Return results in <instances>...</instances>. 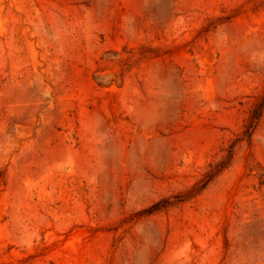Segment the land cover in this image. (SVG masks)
I'll list each match as a JSON object with an SVG mask.
<instances>
[{"label":"rangeland","instance_id":"374dc122","mask_svg":"<svg viewBox=\"0 0 264 264\" xmlns=\"http://www.w3.org/2000/svg\"><path fill=\"white\" fill-rule=\"evenodd\" d=\"M263 95L264 0H0V264H264Z\"/></svg>","mask_w":264,"mask_h":264},{"label":"trees","instance_id":"16d2710c","mask_svg":"<svg viewBox=\"0 0 264 264\" xmlns=\"http://www.w3.org/2000/svg\"><path fill=\"white\" fill-rule=\"evenodd\" d=\"M263 108H264V95L262 97V100L256 103V105L252 109L248 117V120L245 124V128L243 130L241 137L237 140H234L231 143L228 149V153L220 161L210 164V169L207 171L204 178L201 180L202 182L197 183L194 186V188L192 189V193L198 192L200 189H202V187L207 185L215 176H217L223 169H225L231 163L235 153V145L238 140L247 139L249 142L251 141L255 128L263 114ZM186 197H187L186 195L180 194V195H176L175 199H171L169 197L164 198L163 200L156 202L153 205V211L161 208H165L176 202L182 201Z\"/></svg>","mask_w":264,"mask_h":264}]
</instances>
